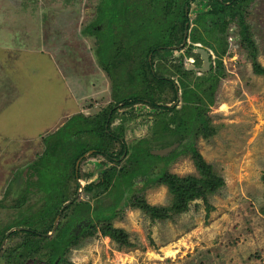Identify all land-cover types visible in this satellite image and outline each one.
<instances>
[{"label":"rangeland","instance_id":"374dc122","mask_svg":"<svg viewBox=\"0 0 264 264\" xmlns=\"http://www.w3.org/2000/svg\"><path fill=\"white\" fill-rule=\"evenodd\" d=\"M185 3L186 0H0V107L8 108L0 113V157L9 158L8 167L0 158V229L30 228L26 223L37 220L36 216L30 219L32 212L42 214L57 205L56 194L66 182L64 162L84 147L100 143L95 139V126L100 124L94 121L95 113L101 110L99 115H103L129 94L147 93L137 75L149 74V67L130 58L134 60L139 54V61L149 60L151 46L170 43L172 21ZM236 8L226 7L219 14L225 36L232 35L237 42L223 57V72L215 76L208 73L197 79L198 84L191 81L198 90L212 86L213 102L208 103L206 95L200 105L189 104L188 113L183 115L185 134L181 133L179 146L159 148L163 147L162 141L172 139L166 126L169 122L176 125L173 120L178 119L180 110L169 114L164 108L153 110L143 103L119 106L122 109L114 114L110 129L124 137L131 151L139 146L134 152L145 154V163L139 160V165L126 168L116 185L98 188L96 191L103 195L101 203L97 204L98 200L88 192L78 194L77 202L84 211L89 205L93 222L94 207L111 208L120 200L112 222L130 233L135 246L119 248L110 237L97 233L65 252L63 258L73 264H264V75L253 71L240 45L239 27L242 16L253 32L258 59L264 66V0H241L239 12L233 16L232 9ZM190 17L194 19L195 13ZM196 24L205 29V20H199V16ZM116 27L120 32L116 33ZM125 42L132 45V54H126ZM167 52L159 51L158 55ZM125 58H129L128 63L121 67L118 62H125ZM154 64L162 73L174 75L168 63L158 60ZM114 89L121 91L118 98ZM160 96L164 103L171 104L174 99L171 92ZM198 111L210 119L216 128L214 135L195 134L202 126L195 119ZM80 129L89 135L95 131V136L89 139L86 134H78ZM111 140L109 152H117L119 143ZM189 142L225 177L226 186L210 197L213 209L209 213L200 199L175 218L152 221L130 202L141 196L151 204L171 203L168 188L152 180L165 169L180 176L198 173L185 146ZM148 147L154 148L155 157L145 153ZM163 149L169 150L158 158L157 151ZM179 150L181 154H173ZM130 161L126 158L124 166H129ZM86 162L82 173L100 175L103 167L91 169ZM140 165L150 177L132 182L140 173ZM65 214L69 219L73 216L71 210ZM26 236L3 240L0 264H46L45 250L24 257L14 252ZM55 264L65 263L58 259Z\"/></svg>","mask_w":264,"mask_h":264},{"label":"trees","instance_id":"16d2710c","mask_svg":"<svg viewBox=\"0 0 264 264\" xmlns=\"http://www.w3.org/2000/svg\"><path fill=\"white\" fill-rule=\"evenodd\" d=\"M201 19L205 20V17L201 18V14H200L199 20ZM239 27H240V45L245 50L248 59L251 61L253 66V71L256 74L264 75V66L261 64V62L258 59L259 57L258 45L254 39V35L250 29V26L246 23L244 17L242 16L240 17ZM156 49L158 48L156 47L150 48L149 52H155ZM218 63L219 65L216 75L222 73L224 67L223 62L221 60ZM149 71H150V67H149ZM151 75H153L152 79L148 77V74L146 72H142L137 75V77H139V79L142 80L141 81L142 85L146 91H148V89L152 87V82L155 81V79H159L160 82L166 81L164 77L158 78L152 72ZM212 77L209 78L208 81H210ZM212 88L213 87L211 86L210 88H208V90L202 89L204 96L206 97L207 95L208 99H210V101H207L208 103L213 102ZM191 91L194 92V89H191ZM149 96L150 95H148V97ZM204 96L203 97L193 96L191 98L190 95L187 94L185 99L191 102H196L199 99L200 101L202 99L204 101ZM123 101H124V106H128L140 101V99L139 96L136 97L129 96V98L124 99ZM7 103L9 104V102ZM5 107L6 106L0 107V113H4L8 111V108ZM194 115H196L195 119L202 122V126H200V128L196 130L195 134L197 136L202 135L204 137H210L214 135L216 128L211 124L210 119L208 117H205L203 113L200 111L194 113ZM108 117H109V111H106V113H104L100 119L102 125L95 126L97 132L96 135L98 136V139L101 138L103 135L106 137L110 136L109 131H106L107 129L106 123H108ZM185 122L186 120L183 117L182 123ZM108 128L110 130V126ZM77 132L78 134H82V133L86 134L84 133L83 129H80ZM0 136H2L1 133ZM100 145L101 146L106 145V143L103 141L102 143H100ZM85 151L86 150L82 152L80 151L78 154L74 155L67 162H64V168H65L64 171L66 173L64 179L66 180V182L64 183L65 186H63V188L58 192V194H56V198H55L58 200V203L59 202L60 203L59 204L57 203L56 206L50 208L48 212L43 211L42 214H36L40 211L32 212L31 214L32 216H30V219L32 220L34 219V216H36L37 220L34 223H30V224L26 223L25 226H30V228H24L21 231H14L12 232V234L9 235L8 237L9 239H15L16 236L19 237L21 234L28 235L25 237L26 239H24L22 243L18 244L17 248L14 249V252L17 253L19 257H24L27 254L37 255L41 253L42 250L43 252L45 250L43 254L46 257L45 259L46 264H55L58 259L62 263L73 264L72 262L63 258L64 257L63 254L65 252H68L72 247L79 245L82 240L89 239L94 235H96L97 233H101V235L103 236L110 237L111 240L119 246V248L135 246V244H133L130 238V233L122 227L114 226L112 222V220L116 216L115 208L120 203V200H117L115 206L111 208L110 206L103 208L94 207L95 209L92 212V215H93V219H96L95 221L96 223L93 222V220L90 218L89 205L87 206V211H84L81 208L80 203L74 202L70 204V206H68L64 210V213L62 215V218L60 220L59 226L55 234L50 238L47 237L48 235H46V233L52 231V228L54 227V220L60 212L62 203L65 200L70 199L76 193V189L74 191L70 190V184L72 180H75L76 164L79 158L85 153ZM189 151L191 153L190 156L194 161L198 173H190L187 175L180 176L176 173L170 172L169 170L165 169L159 176H157L152 180L156 184L164 185L168 188V191L172 197L171 203L168 206L151 204L147 201V199L141 196L133 197L132 201L130 202L131 206L133 208L141 209L146 215H148V217H150L152 221H157V220L163 221L170 218H175L176 216L184 212H187L190 209L192 203L201 199L203 200L206 210L209 213L213 209V206L210 202V197L212 195L217 194L219 191H221L223 187L226 186V179L222 174H220L215 169L212 163L208 162L205 159L202 153L197 149L196 145L191 144L189 146ZM37 154L39 155L37 156V159L35 161H37L36 164L39 165L40 158L42 157L40 154L42 153L40 152ZM148 156L155 157L152 154H148ZM1 159L2 162L7 166L8 163L6 162L7 158L2 157ZM140 168L142 167L140 166ZM145 172L148 171L145 170L143 174H145ZM124 173H125L124 170H122L121 173L119 172L116 173L115 169L106 171L103 177L98 178L97 180H95V182L93 181L91 183H88L85 186V190L86 192L91 194L92 197L98 200L97 204L101 203L102 198L100 197L103 195H101V193H98L96 190L100 187L108 186L109 183L110 184L115 183L116 185L117 182L116 180L119 179V174H124ZM262 177L264 181V173ZM114 178L116 179L114 180ZM69 209H72L74 211L73 216L70 219L69 217L66 218V214H65ZM262 211L264 212V207L262 208ZM85 220L86 221L89 220V222L87 224H83L85 223L84 222ZM13 226H19V225L14 224ZM77 226H79V228H76ZM10 228H8L6 231H4V229H0V247L2 245L3 240L7 238L6 234Z\"/></svg>","mask_w":264,"mask_h":264},{"label":"flooded vegetation","instance_id":"af4514ba","mask_svg":"<svg viewBox=\"0 0 264 264\" xmlns=\"http://www.w3.org/2000/svg\"><path fill=\"white\" fill-rule=\"evenodd\" d=\"M212 1V2H211ZM189 2V3H188ZM153 5L156 6V4L154 2H152ZM186 6H184V9L182 11L179 12V14H176L175 19L172 21L173 23V27L174 29L171 30V35H170V43L168 44H163L162 46H151V48L156 47L158 49H156L155 52H149L148 51V56L149 60L146 59L144 60L143 57H141V59H143L144 61H139V58L137 59V56L139 54H137L135 56L136 61L132 60L133 58L131 57V61L132 62H138L141 65H145V64H149L150 67V73L148 74V77L152 79L153 75H151V72L153 74H155L158 78L160 77H164L166 81L165 84L163 86H161L159 83H156V81H160L159 79H155V81L152 82V87H150L148 89V91H146L147 93L146 96H143L144 94H135V95H131L129 93V96H139L140 101L132 104V105H128V106H124V99L129 98V96L122 98L117 102L116 101V105L113 104L111 106V108L108 110L109 111V117H108V123H106V131H109L110 136L106 137V136H102L101 138L98 139V136L96 135V140H98V142L100 141V143H102L103 141L106 143V145H100V143H98L97 146L93 147V148H86L84 147L82 149V151L86 150L85 153L79 158L77 164H76V175H75V180L71 181L70 184V190L74 191L76 189V193L70 198L65 200L62 205L67 202L68 200H71L72 198H74V196L77 194V192H79L80 188L82 187V191H85V186L88 183L91 182H95V180H97L98 178L103 177V175L105 174L106 171H109L111 169H115L116 173H121L122 170H124V172L126 173V168H130L132 167L134 164L137 165L138 161H144L145 163V154L139 153V152H134L137 151L139 149V146L136 149V146H134V151H131L129 148V146L127 145V141L124 139V137L121 134H118L117 132L111 131V129L109 130V126H111L112 123V118L114 116V114H116L117 112H119V110H121L122 108H128V107H132L133 105L135 106L137 103H143L146 106H150L151 108L154 109H161L164 108L166 110V113L168 112L169 114L172 113L173 111L180 110L179 115L177 117L176 113L174 114V117H177V120H173V122L176 124L175 126H173V124L171 122L168 123V125L166 126L168 129H170V137L172 139L170 140H165L162 141L163 147H159V148H164L167 146H173L175 148H177V146H179L180 142H182L183 137L181 136L184 131H182V120H183V115L188 112V106L189 104H192L193 106H198L200 105V103L203 102V99L200 101L197 100L196 102H191L187 103L186 101V95H191V93L194 94L195 96H200L203 97L204 93L202 91V89L204 87L199 88V90L196 87H192V83L195 82V84H198L199 82L197 81V79H202L203 77H205V75L209 74H214L213 76L216 75L217 70H218V65H219V61H223V57L224 55L227 56L231 53V47L233 45V42H236V40L234 41V38L232 37V35H229L228 37L225 36V27H222L220 24V21L222 20V17L219 15L220 12L222 10H224L226 7H232V6H237L236 9H232L233 11L231 12V14L235 15L239 12V8L241 6V0H186ZM102 7V6H101ZM101 9V8H100ZM100 12V10H99ZM195 13L196 17L194 19H192L190 16L191 14ZM200 14H205V24L204 27L205 29H202L197 23V18ZM99 15V14H98ZM233 15V16H234ZM209 24H211V26H209ZM117 25V24H114ZM238 25V24H237ZM119 26V25H118ZM207 26H209L207 28ZM195 27H197L196 31H198L200 34L197 35L195 32ZM211 27V28H210ZM225 28V29H224ZM200 29V30H199ZM116 31V33L120 32L119 27H116L114 29ZM121 34V33H120ZM121 36V35H120ZM238 41V40H237ZM126 44H124L125 47V52L126 54H132L129 51L131 49H133L132 45H128V42H125ZM237 43V42H236ZM127 45V47L125 46ZM201 49L205 50V52L207 53V61H209V65L207 66V62H206V58L204 56V54L200 51ZM150 50V48H149ZM168 50L167 53H165V55L162 56L158 55L159 51H165ZM180 52V54H176L175 52ZM132 52V51H131ZM115 53L116 55H118V51H116L115 49ZM141 54V53H140ZM152 55V56H151ZM157 57H155V56ZM128 56V55H127ZM131 56V55H130ZM160 56L162 58H160ZM165 58L166 61H165ZM127 59L129 58H125V62L119 63L122 66H125L126 62L128 63ZM186 59L188 62L184 63L183 60ZM157 62L158 60L161 62H165L168 63V66H172L170 67L173 71H174V75H166L165 73H162V69H158L157 65L154 64L155 61ZM149 62V63H148ZM173 64V65H171ZM114 68H116V66H113ZM140 66L138 65L136 68H139ZM160 68V66H158ZM209 67V68H208ZM190 68V69H188ZM149 69V68H148ZM158 70V71H157ZM129 74V73H128ZM127 74V75H128ZM135 74V70L133 69L131 71V73L129 74V76L133 77ZM207 78V76H206ZM193 80V82L191 83V81ZM154 80V79H153ZM156 83V84H155ZM191 83V84H190ZM122 84V83H120ZM142 84V82H141ZM144 89V87L142 88ZM191 89H194V92L191 91ZM117 98L119 97L118 94L121 92L119 90H115ZM165 92L167 94H169V92H171L174 96V99L172 100V103L170 104L169 101H167L166 103L162 102L163 100H161V93L165 94ZM148 95H150L148 97ZM162 105V106H161ZM187 105V106H186ZM119 106H121L122 108L119 109ZM186 106V107H185ZM118 107V108H117ZM151 110V111H153ZM102 111L100 110L98 113H95V116H98V118L94 121H99L100 124L99 126L102 125V122L100 121L102 115H99ZM197 113V112H196ZM203 113V112H202ZM93 120V119H92ZM100 128V127H99ZM95 131H91V135L88 134L89 139H92V137L95 136ZM187 133H190V131H188ZM186 133V134H187ZM94 134V136L92 135ZM185 134V132H184ZM92 136V137H91ZM100 137V136H99ZM111 139H114V141H117L119 143V148H117V152H109V146L111 144ZM141 144V141L139 142ZM193 144L192 143H188L185 146H187L188 150H189V146ZM174 148V149H175ZM154 148L148 147L147 151H145V153L148 154H154L153 150ZM185 150V149H184ZM183 150V151H184ZM81 151V152H82ZM140 151H142V148L140 149ZM182 151H176L173 154H181ZM124 155V157H123ZM155 156V155H154ZM158 158H160L159 155H157ZM123 157V158H122ZM98 158V159H97ZM126 158H130L131 159V164H129V166H124V161L126 160ZM162 158V157H161ZM85 160L86 165L93 169L95 167H100L101 169V173L100 175H96L95 172H84L82 173V171L84 170V162ZM144 163H142L141 165H143ZM78 165V166H77ZM139 165V164H138ZM140 165V166H141ZM148 166L146 165V168ZM140 168V167H139ZM118 169V170H117ZM85 171V170H84ZM92 171V170H91ZM118 171V172H117ZM144 170L140 168V173H138L133 179H131V181L133 182H137L138 181H142V178L145 179L143 181H146L148 177H150L149 171L145 172V174H143ZM147 175V176H146ZM146 176V177H145ZM134 183V184H135ZM78 197L72 201L70 204L77 202ZM70 204L67 205L70 206ZM63 207V206H62ZM66 207V208H67ZM65 208V209H66ZM62 209V208H61ZM60 209V212H61ZM64 209V210H65ZM61 213V217L60 220L62 218V215L64 213ZM72 211V215H73V210L69 209ZM59 212V213H60ZM71 215V216H72ZM68 218V216H67ZM59 220V223H60ZM87 223V221H85V224ZM43 234V233H42Z\"/></svg>","mask_w":264,"mask_h":264},{"label":"water","instance_id":"95a60500","mask_svg":"<svg viewBox=\"0 0 264 264\" xmlns=\"http://www.w3.org/2000/svg\"><path fill=\"white\" fill-rule=\"evenodd\" d=\"M203 54H204V56H205V58H206V62H207V66L210 64L209 63V61H207V53L205 52V50H203V49H201L200 50ZM209 68V67H208ZM188 69H190V68H188ZM169 149H163V150H158L157 151V154L159 155H163L162 153H165V152H167ZM154 152V151H153ZM78 166V165H77ZM82 191V187L80 188V190H79V192L74 196V198H72L71 200H68L67 202H65L64 203V205H63V207H62V209H61V212L58 214V216H57V218H56V221L54 222V227H53V229H52V231L51 232H49V233H46V235H50V234H52L53 232H55L56 230H57V227H58V225H59V220H60V216H61V213L63 212V210L67 207V205L68 204H70L72 201H74L77 197H78V194L80 193ZM24 229V227H16V228H13V229H10L8 232H7V234H6V237H8L12 232H14V231H16V230H20V229Z\"/></svg>","mask_w":264,"mask_h":264},{"label":"crops","instance_id":"0c3cea01","mask_svg":"<svg viewBox=\"0 0 264 264\" xmlns=\"http://www.w3.org/2000/svg\"><path fill=\"white\" fill-rule=\"evenodd\" d=\"M0 158H2V157H0ZM4 160H5V159H4ZM4 160H3V161H4ZM0 161H1V160H0ZM6 162H8V163H7V167H8V166H9V158H8V155H7V161H6Z\"/></svg>","mask_w":264,"mask_h":264}]
</instances>
